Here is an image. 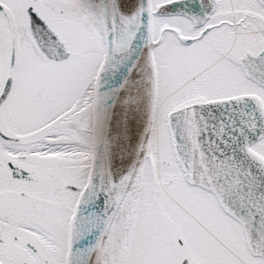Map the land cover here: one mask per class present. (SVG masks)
Returning a JSON list of instances; mask_svg holds the SVG:
<instances>
[{
    "label": "snow or ice",
    "instance_id": "obj_1",
    "mask_svg": "<svg viewBox=\"0 0 264 264\" xmlns=\"http://www.w3.org/2000/svg\"><path fill=\"white\" fill-rule=\"evenodd\" d=\"M0 264H264V0H0Z\"/></svg>",
    "mask_w": 264,
    "mask_h": 264
}]
</instances>
